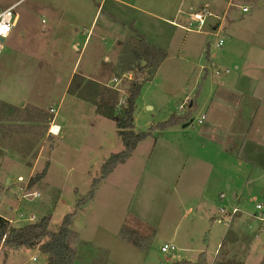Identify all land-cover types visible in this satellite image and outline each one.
I'll list each match as a JSON object with an SVG mask.
<instances>
[{
    "label": "rangeland",
    "instance_id": "rangeland-1",
    "mask_svg": "<svg viewBox=\"0 0 264 264\" xmlns=\"http://www.w3.org/2000/svg\"><path fill=\"white\" fill-rule=\"evenodd\" d=\"M126 1L131 6L110 0H0V9L15 12L0 57V100L13 107L15 119L38 113L34 128L38 134L45 128L37 139L18 133L12 138L15 130L3 129L5 138L30 155L23 162L11 151L0 155V215L15 226L50 216V230L57 232L76 211L70 226L79 235L75 264H212L218 254L219 260L258 264L264 256V9L235 2L219 20L218 33L210 30L215 18L187 33L155 19L154 14L173 19L158 10L169 0ZM140 35L165 51L154 54L159 65L153 76L151 70L142 76L134 130L147 132L186 112L189 100L196 103L194 121L153 130L100 182L93 199L77 207L105 160L123 150L115 120L102 114L114 103L111 115L119 113L126 97L129 80L119 79L129 64L120 55L128 57L131 48L117 42L133 45ZM144 64L133 59L131 78ZM106 88L116 90L117 98ZM51 108L58 109L56 116ZM53 119L61 133L46 136ZM47 160L45 177L29 187ZM220 206L238 207L230 225L216 222ZM123 227L143 236L154 232L149 248L141 251L120 239ZM166 244L176 250L162 252ZM0 264L48 259L37 248H21L0 251Z\"/></svg>",
    "mask_w": 264,
    "mask_h": 264
},
{
    "label": "trees",
    "instance_id": "trees-1",
    "mask_svg": "<svg viewBox=\"0 0 264 264\" xmlns=\"http://www.w3.org/2000/svg\"><path fill=\"white\" fill-rule=\"evenodd\" d=\"M138 38L139 39L135 40L133 45L129 43L126 44L125 49H127V47L131 48V54H134L135 58L142 59L143 61H145V64L139 65L135 68V70L133 71L132 79L127 83L128 89L125 90L126 97L124 99L123 109L116 115H111L116 109V105L118 104L113 102L114 107H112L113 105H109L110 109H106V111L102 114L106 117L115 120L117 127V135L121 139V142L123 144V150L119 153L112 154L108 159L105 160L100 169V177L93 179L90 191L88 192L85 198L77 202V207H80L93 199L95 191L100 182L106 179L118 165L124 164L132 156L137 145L141 141L149 137L153 130L163 131L174 126L186 123L192 118V112L196 109V103L190 106L189 101L185 105L187 106L186 112L182 111L183 113L171 115L168 120L152 126L147 132H137L134 130L133 114L135 110V101L140 93L142 86L145 84V79H142V76L148 75L147 72L150 70L152 71L153 76V73L155 71L154 67L159 65V62L157 61V56L155 57L154 54H158V51H161L147 43V41L142 35H140ZM135 43L136 45L138 44V46L140 47H136ZM128 45H130V47ZM160 56L164 57L162 55ZM108 90L110 95L111 92H113L117 98L118 92L116 90H112L111 88H108L107 91ZM2 106L3 111L8 116H10L11 114L9 113V111L12 112L13 107L8 106L5 103H2ZM17 120H14V122H18ZM14 127L15 129L13 130L15 131L13 133L12 138L16 135V133H18L19 136H22L23 132L20 130L18 131V125L14 124ZM19 128L22 130V127ZM12 138L8 139L11 145L10 147H7L8 145L5 144L6 148H4L3 144H0V155H7L11 151L12 153H15V155L18 157V161L23 162L25 159H27L30 153L18 148L16 141L12 142ZM35 154L36 153L32 154L34 158L36 157ZM27 161L30 160H26V162ZM27 166L31 167L30 162H27ZM48 166L49 163L47 162L41 173H38L34 177H31L29 181V187L34 186L36 183H38L45 177ZM75 212L65 216L57 232H53L50 230V216H44L35 222L26 223L21 226H15L10 220L0 215V251L3 250L5 253H7L21 248H37L47 255L48 264H75L78 257V250L76 245L79 242V235L70 227ZM154 234L155 233L153 232L151 235L143 236L139 233H136L123 227L119 232V237L123 241L133 245L139 250L146 251L152 242ZM182 264H207V261L200 259L197 263L184 261L182 262ZM216 264L240 263L234 260H221L218 261ZM259 264H264V256Z\"/></svg>",
    "mask_w": 264,
    "mask_h": 264
},
{
    "label": "crops",
    "instance_id": "crops-1",
    "mask_svg": "<svg viewBox=\"0 0 264 264\" xmlns=\"http://www.w3.org/2000/svg\"><path fill=\"white\" fill-rule=\"evenodd\" d=\"M114 3H117V4H120V5H123L124 7H129L131 6V4L129 3V1H126V0H110ZM235 2H240L241 4H248V5H254L256 6L257 8H260V9H264V0H169V2H167V4H161L158 8L159 11L161 12H171V14L169 13H165V15L167 16H170L172 17L173 19H167L163 16H159L158 14H154L155 15V19H157L159 22H161L162 24H167L166 21L170 22L172 26L174 27H180V26H184L185 24H180L178 23L177 21H180V22H186L187 20V17H188V12L191 10V9H200L204 6H208L214 13H218L220 14H224L222 15V20L226 14V12L228 11V9L230 8L231 5H234L236 4ZM103 5V2H101L99 4V7H98V10L101 9ZM246 7V6H245ZM244 13V12H243ZM109 14H111L112 16H115L112 12H109ZM153 14V13H152ZM219 16V15H218ZM177 19V21L175 20ZM185 20V21H184ZM217 20V19H216ZM213 21L211 24H210V30H212L213 32L216 31L217 33L219 32V30L221 28H223V23L219 20L217 21ZM161 27H164V26H161ZM181 28V27H180ZM134 29V28H133ZM183 29V28H181ZM184 30V29H183ZM186 31V30H184ZM189 33V32H187ZM145 40L147 39V41H149V38L147 36H144L142 35ZM186 40V39H185ZM153 44H150L151 46L155 47L158 45L159 47V50L161 51H165L163 49L164 45H159L158 44V41L156 40H150ZM161 41V39H160ZM118 45L122 47V45H126L129 43V40L128 41H122V40H118ZM148 43V42H147ZM160 43V42H159ZM124 49H125V46H124ZM128 49V48H127ZM157 49V48H156ZM129 55H127L128 57H124L122 58V56L120 55V60L121 62L123 61H126L128 64H129V69L127 71H123L122 72V76L119 80H121L122 78H127V80H131V74L129 73L130 71V63L133 62V59L135 58L134 54H131V51H129ZM137 59V58H135ZM145 63V61H144ZM129 74H130V78H129ZM133 75V73H132ZM84 77V76H82ZM83 79H86V77H84ZM125 88L128 89V84L125 82ZM190 101V106H192L195 102ZM188 101V102H189ZM2 103H5L3 102V100H0V144H3L4 148H6L5 146V142H7V140L9 139V135L5 138V134H3V129L6 128L7 130L9 131H12L13 129H15L14 127V124L18 125V131H22L23 135L22 136H18L20 138H22L23 136H30L34 139H37V138H40L42 135H44V131H45V128L42 132V134H38V132L35 130L38 126H37V123L39 122V114L37 113V115H20L18 114V122H14V120H17L15 119L14 117H12V115L8 116L4 111H3V106H2ZM58 110V109H57ZM244 111V110H243ZM240 112L238 111L237 112V115L239 114ZM13 119H12V118ZM13 120V121H12ZM42 119L40 118V121ZM49 121V119L47 120ZM44 122V120H43ZM45 123V122H44ZM43 123V124H44ZM50 123H48L47 125V135L46 136H49L48 134V129H49V126H50ZM187 123V122H186ZM57 124V123H56ZM185 123H183L184 125ZM59 125V124H57ZM60 126V125H59ZM19 127H22V130L19 128ZM36 127V128H34ZM46 127V126H45ZM26 131V132H24ZM39 135V136H37ZM37 136V137H36ZM19 138V139H20ZM45 138V137H44ZM7 139V140H6ZM1 148V146H0ZM47 162L49 163V160H47ZM46 162V163H47ZM45 163V165H46ZM33 168V167H32ZM48 169V168H47ZM223 194V193H222ZM234 200H237L238 198V195H237V192H233V196ZM5 218V217H4ZM224 246H221V249L223 248ZM219 255H217L216 259L212 262V264H216L218 261H221L219 260ZM225 257V256H224ZM263 258V257H262ZM224 259H228V260H233L231 259L230 257L228 258H224ZM262 260V259H261ZM227 261V260H226ZM240 264H243L241 261H238ZM261 262V261H260ZM259 262V263H260ZM258 263V264H259Z\"/></svg>",
    "mask_w": 264,
    "mask_h": 264
},
{
    "label": "built area",
    "instance_id": "built-area-1",
    "mask_svg": "<svg viewBox=\"0 0 264 264\" xmlns=\"http://www.w3.org/2000/svg\"><path fill=\"white\" fill-rule=\"evenodd\" d=\"M242 11L247 12L248 8L244 7L242 8ZM210 18L222 20V17H219L217 14H215L208 6H204L200 9H191L188 12L187 25L180 26V27L186 30L187 32L200 31L207 24ZM14 21H15L14 7L0 9V57L4 49V41L5 39L9 37V35L12 32ZM223 45H224V41L222 39H219L217 46L222 47ZM187 102H185L183 106H185ZM50 112L56 116L58 110L51 108ZM199 123H202V120H199ZM48 133L49 135H52L53 137H56L60 135L61 133V127L55 123V119L51 121L49 129H48ZM18 180L22 181L23 179L19 177ZM37 196H39V194H37ZM224 198H225L224 194H220L219 200H223ZM256 208L260 209V205H257ZM239 212L240 211L238 207L227 209L223 206H220L218 208V213L220 215V218H218L216 222L223 223L225 225H230L234 217ZM170 250H176V247L173 245H167V244L161 247V251L164 253L169 252Z\"/></svg>",
    "mask_w": 264,
    "mask_h": 264
},
{
    "label": "water",
    "instance_id": "water-1",
    "mask_svg": "<svg viewBox=\"0 0 264 264\" xmlns=\"http://www.w3.org/2000/svg\"><path fill=\"white\" fill-rule=\"evenodd\" d=\"M193 121H194V119L192 118V119H190L187 123H185L184 125H183V127H186V126H189L190 124H192L193 123Z\"/></svg>",
    "mask_w": 264,
    "mask_h": 264
}]
</instances>
